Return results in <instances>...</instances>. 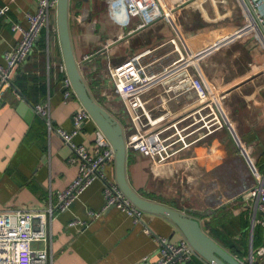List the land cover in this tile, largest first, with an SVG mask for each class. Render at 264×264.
I'll use <instances>...</instances> for the list:
<instances>
[{
    "label": "crops",
    "instance_id": "crops-1",
    "mask_svg": "<svg viewBox=\"0 0 264 264\" xmlns=\"http://www.w3.org/2000/svg\"><path fill=\"white\" fill-rule=\"evenodd\" d=\"M163 2L175 10L176 28L162 19L144 25L141 18L129 16L111 0H69L75 59L90 94L123 125L128 140L131 123L114 90L109 67L141 55L143 65L157 74L180 58L178 49L186 57L202 52L196 72L226 95L223 110L229 127L159 166L128 151L126 176L141 197L196 218L222 248L248 262L252 252L264 244V229L255 223L259 216L241 198L248 178L258 183V176L264 181V23L259 31L249 26L243 10L247 0ZM4 6L9 11L0 17V65L21 40L12 24L28 26L27 15L37 10L35 0H0V10ZM260 13L264 14V3ZM57 22L56 9L33 54L15 73L14 85L0 95L2 213L48 210L78 174V164L69 163L72 148L58 130L72 131L73 117L83 106L76 96L64 98L67 75ZM226 36L230 41L221 44ZM173 85V81L157 84L144 95L153 119L164 116L166 122L180 113H190L187 109L196 99L195 93L169 90ZM45 102L49 103L48 118L35 110ZM193 123V119L185 121L180 128L190 134L200 127ZM97 129L95 122L88 120L73 142L91 150ZM200 133L191 135L190 140ZM247 159H252L253 169ZM107 176L116 180L114 166L107 169ZM187 187L192 196L184 192ZM212 187L217 188L216 198L221 201L216 208L208 204L206 188ZM103 189L104 182L95 181L69 210L48 217V240L33 247L47 249L52 264H153L162 242L177 244L184 239L173 222L155 214L144 212L135 222L134 217L113 207L100 218H90L88 210L99 211L105 204ZM75 219L87 225L69 227ZM255 262L264 264V257ZM191 264L209 263L197 256Z\"/></svg>",
    "mask_w": 264,
    "mask_h": 264
},
{
    "label": "built area",
    "instance_id": "built-area-1",
    "mask_svg": "<svg viewBox=\"0 0 264 264\" xmlns=\"http://www.w3.org/2000/svg\"><path fill=\"white\" fill-rule=\"evenodd\" d=\"M35 1L37 10L27 15L28 26L20 23L12 24V31L19 32L21 40L16 48L5 55V64L0 65V95L12 88L15 73L33 54L36 41L43 29L49 25L51 13L57 9L59 0ZM111 1L123 8L129 16L141 18L144 25L162 19L176 28L175 10L166 6L163 0ZM247 1L248 3L243 4V10L248 21L251 22L249 26L252 25L253 31H259V25L264 23L260 13L264 0ZM8 11V6L2 7L0 17L6 15ZM229 41L230 38L226 36L221 38L220 43L226 44ZM261 41L264 46L263 37ZM178 52L180 58L157 74H151L148 66L143 65L141 55L133 56L119 65L109 67L114 90L124 104L132 127V135L126 140L127 150L149 158L157 166L167 163L178 153L205 137L223 130L226 126L229 127L223 110L226 95L211 87L196 72L199 66L198 61L203 56L202 52L191 54L192 57L184 56L179 49ZM185 52L190 55L189 50L185 49ZM166 81L175 83L169 87V90L192 91L196 99L187 109L190 111L189 114L185 116L186 112H183L172 117L173 120L165 122L164 116L152 118L143 98L157 84ZM63 94L66 100L75 95L67 77L63 82ZM35 110L42 117L48 118L49 103L38 104ZM91 119L90 114L82 108L73 117L72 131L58 130L63 140L72 148L73 154L69 163L78 164V174L70 186L57 195L56 204L44 212L30 210L0 212V264H52L51 253L47 249H35L33 245L47 242L48 217L53 218L56 212L62 213L69 210L97 180L104 182L105 204L99 211L88 210L90 218H100L113 207L134 217L135 222L142 218L144 211L138 209L124 195L116 180H110L107 176V169L110 166L115 167V150L106 136L97 129L91 150L73 142V138ZM192 119L194 120L192 126L200 125V127L197 131L186 134L180 126L183 122ZM48 125L51 126L50 121ZM197 132H201L199 136L195 140H190V136ZM252 162V159H247L250 169H253ZM256 178L259 182L248 185L241 192V198L248 207L254 209L255 214H258L259 217L256 216L255 223L264 229V181L258 176ZM187 188L190 189V187ZM86 225L87 222L80 219L72 220L68 224L71 228H83ZM197 256L200 257L185 239L177 244L164 241L159 249V258L153 264H186ZM257 257H264V244L255 254L253 253L252 261L255 262ZM145 261L148 262V260Z\"/></svg>",
    "mask_w": 264,
    "mask_h": 264
},
{
    "label": "water",
    "instance_id": "water-1",
    "mask_svg": "<svg viewBox=\"0 0 264 264\" xmlns=\"http://www.w3.org/2000/svg\"><path fill=\"white\" fill-rule=\"evenodd\" d=\"M58 33L65 70L75 96L90 114L98 129L115 150L116 181L124 195L140 210L169 219L180 230L184 239L197 254L209 264H257L251 259L244 262L222 248L204 230L199 220L165 205L147 200L129 185L126 176L127 146L123 125L107 112L90 94L81 75L73 52L69 29V0H59L57 5ZM14 85V83H13ZM26 106V102H22ZM187 264V263H186Z\"/></svg>",
    "mask_w": 264,
    "mask_h": 264
},
{
    "label": "rangeland",
    "instance_id": "rangeland-1",
    "mask_svg": "<svg viewBox=\"0 0 264 264\" xmlns=\"http://www.w3.org/2000/svg\"><path fill=\"white\" fill-rule=\"evenodd\" d=\"M262 17H264V14H262ZM250 173L252 174V171L249 169ZM248 185H253L255 182L251 179V178H248ZM247 185V186H248ZM207 189V198L208 199V204L210 206V208H216L220 203L221 201H218L216 196H217V193H216V189L215 187H212V188H206ZM228 190H232V188H227ZM185 193H190V189L189 188H185L184 190ZM189 196H192V193L189 194Z\"/></svg>",
    "mask_w": 264,
    "mask_h": 264
},
{
    "label": "trees",
    "instance_id": "trees-1",
    "mask_svg": "<svg viewBox=\"0 0 264 264\" xmlns=\"http://www.w3.org/2000/svg\"><path fill=\"white\" fill-rule=\"evenodd\" d=\"M66 79V76H65V78H64V80ZM63 80V81H64ZM75 96V95H74ZM249 210V209H248ZM234 250V249H233ZM235 251V250H234ZM192 263V261H190V262H188L187 264H191Z\"/></svg>",
    "mask_w": 264,
    "mask_h": 264
}]
</instances>
